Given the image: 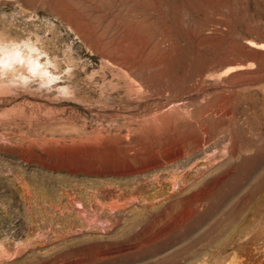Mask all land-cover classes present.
I'll use <instances>...</instances> for the list:
<instances>
[{
  "label": "rangeland",
  "instance_id": "1",
  "mask_svg": "<svg viewBox=\"0 0 264 264\" xmlns=\"http://www.w3.org/2000/svg\"><path fill=\"white\" fill-rule=\"evenodd\" d=\"M0 264H264V0H0Z\"/></svg>",
  "mask_w": 264,
  "mask_h": 264
}]
</instances>
